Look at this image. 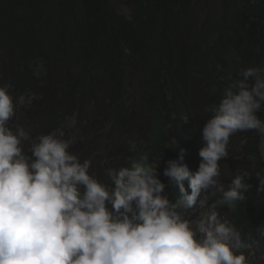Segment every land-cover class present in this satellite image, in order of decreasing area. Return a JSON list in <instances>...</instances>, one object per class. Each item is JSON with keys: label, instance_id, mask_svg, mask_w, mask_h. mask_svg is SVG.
<instances>
[{"label": "trees", "instance_id": "obj_1", "mask_svg": "<svg viewBox=\"0 0 264 264\" xmlns=\"http://www.w3.org/2000/svg\"><path fill=\"white\" fill-rule=\"evenodd\" d=\"M210 1L0 0V86L9 85L14 100L10 125L33 139L63 126L65 138L74 137L69 151L81 162L91 158L90 174L106 184L107 169L147 154L175 203L179 192L163 174L166 161L185 149L183 163L195 172L201 129L212 115L206 107L242 78L241 68L264 67V0H218L216 21L204 18ZM257 115L264 120V106ZM262 135H231L242 143L220 182L247 170L245 200L212 207L218 195L202 193L205 207L198 200L177 209L185 219L215 211L229 221L248 264H264V192H257L256 175L264 178ZM22 147L31 157L30 142Z\"/></svg>", "mask_w": 264, "mask_h": 264}, {"label": "clouds", "instance_id": "obj_2", "mask_svg": "<svg viewBox=\"0 0 264 264\" xmlns=\"http://www.w3.org/2000/svg\"><path fill=\"white\" fill-rule=\"evenodd\" d=\"M239 75L220 102L205 109L212 115L201 129L198 169L183 163L185 149L166 161L163 174L179 192L175 203L164 194L158 161L153 166L147 154L107 169L106 184L90 174L91 158L81 162L69 151L74 137L66 139L63 126L33 139L10 125L14 100L10 86H0V264H248L241 233L229 221L215 211H186L194 214L188 219L177 211L198 200L205 207L208 195L202 193L218 195L212 207L246 199L249 172L238 170L225 186L219 162L228 158L231 135L264 134L257 115L264 106V67L241 68ZM25 141L31 157L23 152ZM129 151L136 153L135 140ZM256 175L257 192H264V178ZM208 213L218 220L201 233L193 223Z\"/></svg>", "mask_w": 264, "mask_h": 264}, {"label": "rangeland", "instance_id": "obj_3", "mask_svg": "<svg viewBox=\"0 0 264 264\" xmlns=\"http://www.w3.org/2000/svg\"><path fill=\"white\" fill-rule=\"evenodd\" d=\"M118 6L120 8H122V3L119 2ZM124 9V8H123ZM127 13L129 12V8H125L124 9ZM207 13L204 16L205 17H209L211 21H216L219 17L220 14V3L218 0H211L207 6H206V10ZM204 15V14H202ZM242 142L238 141V140H232V136H230L229 139V143L227 146V150H228V158H223L219 163H220V170H221V175H220V181L224 180L225 177H227L229 175V173L231 172V167L229 165V158L231 157V154L233 153V150H235L236 148L239 150L240 149V145ZM261 152L264 158V134L262 135V144H261ZM217 218L215 217V215H213L212 213H208V214H204L201 217H199V220L196 223H193L194 227H198L200 228L201 233L207 230H211L212 227L215 225V223L217 222Z\"/></svg>", "mask_w": 264, "mask_h": 264}]
</instances>
